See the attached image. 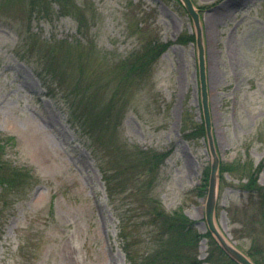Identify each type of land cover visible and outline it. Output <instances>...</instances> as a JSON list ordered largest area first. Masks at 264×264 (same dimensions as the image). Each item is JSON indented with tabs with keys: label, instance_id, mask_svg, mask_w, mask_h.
I'll use <instances>...</instances> for the list:
<instances>
[{
	"label": "rangeland",
	"instance_id": "1",
	"mask_svg": "<svg viewBox=\"0 0 264 264\" xmlns=\"http://www.w3.org/2000/svg\"><path fill=\"white\" fill-rule=\"evenodd\" d=\"M63 2L73 4L68 13ZM194 2L221 163H263L264 185V0ZM184 33L197 35V28L180 0H0L3 158L30 173L27 187L5 196L7 206L0 199V264H130L120 230L133 235L136 249L148 245L149 216L138 209L146 186L167 210L195 222L198 258L210 264L202 235L204 172L213 156L200 131L198 43L178 42ZM151 41L169 47L133 77L121 111H112L114 124L101 129L104 138L74 126L76 107L87 101L75 84L103 85L100 98H109L111 70ZM52 64L63 73L53 76ZM167 150L153 166L150 154ZM238 173L221 172L215 220L248 254L256 241L264 245V208ZM258 256L264 261V249Z\"/></svg>",
	"mask_w": 264,
	"mask_h": 264
},
{
	"label": "trees",
	"instance_id": "2",
	"mask_svg": "<svg viewBox=\"0 0 264 264\" xmlns=\"http://www.w3.org/2000/svg\"><path fill=\"white\" fill-rule=\"evenodd\" d=\"M62 3V12L65 8H72L73 4H68L69 7H65ZM196 36L194 34L184 33L178 38L180 43H188L189 41H195ZM169 47L167 42H152L147 45H143L142 48L134 49L136 57L133 60H124L118 66V70H111L115 74L116 86L110 94L109 98L103 95L100 98V94L103 92V85H99L94 82H89L84 87L82 84H75L73 88L74 92L77 90L78 93L82 94L87 98L86 105L77 108V119L74 118V126L81 127L84 132L89 133L96 139L104 138V132L102 128L107 129L109 125H113L112 111L118 108L120 111V103L123 93H127L129 87L132 85L135 77L140 76L145 70H148L157 62V59L161 57L162 53ZM71 61V58H67ZM68 63V61L66 60ZM81 68L82 62H81ZM57 70V67L52 64V75L57 76L62 74ZM133 75V76H132ZM134 77V80H132ZM106 88V87H105ZM104 88V89H105ZM93 89L91 92H89ZM105 96V97H104ZM83 104V98L79 105ZM76 119V120H75ZM110 123V124H108ZM100 128V130H98ZM78 129V128H77ZM202 133H206L205 127H200ZM3 138H0V199L4 200L5 206L8 205L5 196L12 193H17L23 190L29 184L30 173L23 171L18 166L13 165L9 160L4 159L5 155V144L2 142ZM170 150L166 152H160L156 154H150L151 159L154 160L153 166L158 167L165 161ZM148 156H145L144 160L146 164L148 162ZM251 162H232V163H221L220 173L223 171H239L238 173L241 178L247 181L242 183L241 187L247 190L251 195L260 196L263 201L264 208V185L259 183V174L262 170L263 163L257 167ZM241 170V171H240ZM210 176V167L206 168L204 172V181L207 183ZM139 177L135 176L134 179ZM109 179V178H107ZM153 185V184H152ZM205 185V184H204ZM143 202L139 209L142 211L144 216H149L148 223L151 224L150 230H147L149 240L145 248H135L136 240L132 239V234L127 233L122 227L120 230V236L124 238L123 249L126 253V258L130 264H202L201 260L198 259L197 254V240L201 234H198L195 230L194 221H191L181 209L169 211L167 210L162 201L159 200L158 196L152 193V190L148 186L145 187L143 192ZM153 197V198H152ZM4 207L0 208V212ZM145 209V210H144ZM1 215V214H0ZM263 219H260V225H263ZM249 226V222H246ZM263 234V228H260ZM244 230V222L242 226ZM252 235L251 232H249ZM202 236L208 238L209 245V256L208 261L211 264H238L231 259L226 252L222 249L218 241L212 235L211 232L207 231ZM264 240V235L260 237ZM142 242H138L141 244ZM264 245L262 242H255L252 249L249 251V255L254 258L256 264H264V261L259 258L258 254L261 251L263 254ZM257 251V252H256Z\"/></svg>",
	"mask_w": 264,
	"mask_h": 264
},
{
	"label": "water",
	"instance_id": "3",
	"mask_svg": "<svg viewBox=\"0 0 264 264\" xmlns=\"http://www.w3.org/2000/svg\"><path fill=\"white\" fill-rule=\"evenodd\" d=\"M185 8L187 9L190 16L193 18L197 28V43L199 48V73L201 82V93H202V106L204 112V118L210 142V150L213 156L211 164V175L209 182V191L206 203V221L209 230L213 233L224 251L237 263L239 264H256L247 254L232 244L229 239L220 231L215 220V210L218 201L219 191V168H220V156L217 152L216 146L214 145V139L212 134V119L209 105V93H208V81L206 72V59H205V48L202 36L201 27V16L199 10L196 8L193 0H182Z\"/></svg>",
	"mask_w": 264,
	"mask_h": 264
}]
</instances>
